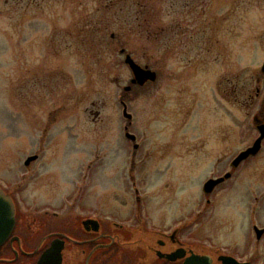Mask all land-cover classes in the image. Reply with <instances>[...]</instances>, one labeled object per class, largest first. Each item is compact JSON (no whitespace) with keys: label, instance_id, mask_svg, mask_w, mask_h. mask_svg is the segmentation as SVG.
Listing matches in <instances>:
<instances>
[{"label":"rangeland","instance_id":"obj_1","mask_svg":"<svg viewBox=\"0 0 264 264\" xmlns=\"http://www.w3.org/2000/svg\"><path fill=\"white\" fill-rule=\"evenodd\" d=\"M143 1L0 0V184L24 212L180 221L213 254L264 264L254 231L264 227V141L231 179L203 190L259 136L264 0ZM127 54L157 80L133 84ZM237 78L245 103L233 96ZM163 147L174 154L160 159Z\"/></svg>","mask_w":264,"mask_h":264},{"label":"flooded vegetation","instance_id":"obj_2","mask_svg":"<svg viewBox=\"0 0 264 264\" xmlns=\"http://www.w3.org/2000/svg\"><path fill=\"white\" fill-rule=\"evenodd\" d=\"M216 58L221 59V53ZM152 83L154 82L148 81L141 86H150ZM227 85L226 77L222 74L217 91L225 97L228 96ZM131 89L132 86L129 90ZM243 89L237 78L232 85L233 96L238 102L245 103L241 98ZM261 94V89L257 88L255 95H250L253 99H259ZM121 103L124 109V101L121 100ZM181 109L180 106L176 108L175 136L178 140L181 139ZM187 111L188 109L185 110ZM259 113L255 116L257 130L260 124L264 123ZM131 124L132 118L125 125V129ZM139 147L140 144L134 142V148L138 150ZM187 150L188 153L191 152L190 147ZM158 152L162 160L174 154L164 147L159 148ZM147 154L150 156V153ZM129 156L132 158V153ZM235 170H228L232 172V176L222 183L231 179ZM220 176L222 175L213 177ZM12 196L14 197L13 194ZM135 197L140 199L139 195ZM14 199L17 206L16 224L11 236L0 246V264H39L41 258L50 250L58 251L48 258L46 264H185L194 254L213 256L206 243L197 240L193 233H182L181 230L185 227L180 225V221L160 224L157 220H152L151 216H144L142 213L133 215L132 212L123 217L124 220H120L121 215L115 214L116 212L110 215L88 208L77 215H73L69 210L24 212L20 210L15 197ZM66 200L67 196L62 201L63 205ZM161 219L165 220V217Z\"/></svg>","mask_w":264,"mask_h":264},{"label":"water","instance_id":"obj_3","mask_svg":"<svg viewBox=\"0 0 264 264\" xmlns=\"http://www.w3.org/2000/svg\"><path fill=\"white\" fill-rule=\"evenodd\" d=\"M124 50H122L123 52ZM126 63L130 66L134 78V83H139L141 85L145 84L149 80L155 81L157 77L156 71L149 69L148 67H143L141 64L136 62L130 54L126 55ZM261 72L264 74V62L261 67ZM126 89H130V86H127ZM124 114L126 117L131 118L132 115L127 112V107H125ZM260 136L256 139L254 144L242 151L233 161L232 167H238L240 163L248 158L251 155H256L262 148V142L264 140V123L260 125ZM128 136L135 139L134 135L128 134ZM38 155H32L27 158L25 161L26 165H29L31 161L37 159ZM231 173H227L225 176L219 178H211L204 184V191L206 193H211L214 188L224 181L226 178H229ZM16 204L11 197L1 186H0V246L10 237L12 234L15 223H16ZM257 237L261 238L264 229H260L257 226L255 227ZM58 250L48 251L40 260L39 264H46L48 258L51 255H54ZM252 264L250 261H240L236 257L224 253H216L211 256L210 254L200 255L194 254L189 257L185 264Z\"/></svg>","mask_w":264,"mask_h":264},{"label":"trees","instance_id":"obj_4","mask_svg":"<svg viewBox=\"0 0 264 264\" xmlns=\"http://www.w3.org/2000/svg\"><path fill=\"white\" fill-rule=\"evenodd\" d=\"M145 2H147V3H148V2H150V1H149V0H146ZM145 2H144V1H143V2H141V3H140V5L144 7V5H146V3H145Z\"/></svg>","mask_w":264,"mask_h":264}]
</instances>
